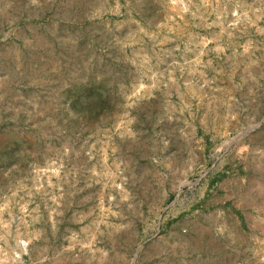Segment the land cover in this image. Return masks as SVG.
I'll list each match as a JSON object with an SVG mask.
<instances>
[{
    "label": "rangeland",
    "instance_id": "1",
    "mask_svg": "<svg viewBox=\"0 0 264 264\" xmlns=\"http://www.w3.org/2000/svg\"><path fill=\"white\" fill-rule=\"evenodd\" d=\"M0 264H264V0H0Z\"/></svg>",
    "mask_w": 264,
    "mask_h": 264
},
{
    "label": "trees",
    "instance_id": "2",
    "mask_svg": "<svg viewBox=\"0 0 264 264\" xmlns=\"http://www.w3.org/2000/svg\"><path fill=\"white\" fill-rule=\"evenodd\" d=\"M96 100H97V103L96 104H100V102L98 101V97L96 98Z\"/></svg>",
    "mask_w": 264,
    "mask_h": 264
}]
</instances>
